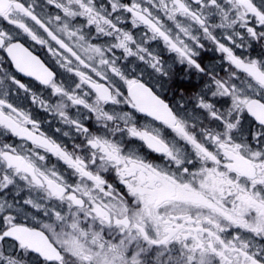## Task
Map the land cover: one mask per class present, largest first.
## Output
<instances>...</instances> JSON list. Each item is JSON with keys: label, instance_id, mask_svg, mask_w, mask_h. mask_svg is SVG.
<instances>
[{"label": "snow or ice", "instance_id": "obj_1", "mask_svg": "<svg viewBox=\"0 0 264 264\" xmlns=\"http://www.w3.org/2000/svg\"><path fill=\"white\" fill-rule=\"evenodd\" d=\"M43 7L0 0V64L48 92L50 102L33 94L32 103L73 128L83 146L69 150L50 138L11 99V87L28 93L26 84L15 74L0 77L6 89L0 96V264H264V0H105L103 6L45 0ZM128 21L132 30H125ZM82 25L114 42H94ZM21 37L46 50L51 63ZM204 41L228 70L212 77L210 96L186 93L208 114L199 127L121 61L137 58L153 70L149 76L168 77L178 89V74L162 52L153 53L152 42L204 72L197 62ZM244 47H258L259 58ZM121 104L130 111L114 115L112 106ZM71 109L139 139L168 166L126 155ZM136 112L163 125L181 146L160 130L138 128ZM52 157L67 175L47 166ZM20 182L35 197H14Z\"/></svg>", "mask_w": 264, "mask_h": 264}, {"label": "flooded vegetation", "instance_id": "obj_2", "mask_svg": "<svg viewBox=\"0 0 264 264\" xmlns=\"http://www.w3.org/2000/svg\"><path fill=\"white\" fill-rule=\"evenodd\" d=\"M34 6L40 10L44 11L45 0H31ZM261 0H257L259 4ZM98 6H103L105 0H97ZM124 19V17H121ZM84 30L89 33L91 37H96L94 42L103 44L105 46H110L113 43V38L100 36L95 32L94 28L89 29L86 25H82ZM125 30H132L130 21L124 26ZM138 36H142L143 33L139 30H135V33ZM199 34V33H197ZM241 35H244L241 32ZM22 42L26 43V46H30L34 54H37L41 59L50 61V58L46 50L40 49L39 46L32 44L30 40H27L26 37H21ZM240 37H237L239 40ZM205 49L200 51V55L197 57V62L201 63V66L205 69L204 72H199L198 70L188 66L186 63L181 64L176 58L174 53L168 52L162 42H152L151 49L153 53L162 52L164 58L167 60L168 64L171 65L172 71L177 73L174 77V82L181 85L180 88L174 89L173 84L169 82L168 77H163L159 81H156L152 76L148 74L152 73L153 70L144 62L139 61L137 58H127L125 57L121 63H126L128 65L129 71L135 70L137 74L145 76L147 79L151 80L155 91L160 94L161 98H164L170 106H173L178 113L190 124H196L199 127L207 125L209 121L208 114L200 110L197 106V102L188 99L186 93L197 92L201 94L211 95V92L214 90V81L212 77L214 75L224 76L227 74L228 65L226 61L221 60V54L218 51H215L214 48L208 44L207 41H204ZM245 52H252L253 58H259L257 55L261 50L257 47L255 50L244 47L242 49ZM7 74H15L17 78L21 79L22 82L26 84L29 88V92L25 93L23 90L16 88L15 86L11 87V99L15 105H18L21 109L26 112H29L38 123L41 125V130L44 131L50 138L56 140L58 143H62L69 150H72L74 146H83V137L79 136L78 133L73 128H70L68 125L64 124L58 116L52 112H46L32 103V95H39L41 99L48 101L49 93L43 89L38 90L35 87L36 82L30 81L27 77H21L18 73H15V69L11 64H0V77H4ZM60 79L68 87H72V80L68 74L63 72L60 73ZM10 83V81H8ZM236 84L242 89H247V85L241 81H236ZM6 89L3 86H0V96H3ZM230 103V102H229ZM125 111H130L127 105H116L112 106V112L114 115L122 116ZM70 115L73 118L80 119L84 122L85 126L90 127L93 130L94 134L105 136L109 139H114L118 142L124 150L126 155H132L134 157H140L145 162H152L160 165L161 167H167L168 161L161 157L159 154L150 150L147 145L136 138L129 137L125 132L122 131H113L110 129L103 128L99 122H97L94 116H91L86 110L80 109H71ZM134 123L138 128L146 129L149 131L160 130L164 133L165 138L172 144H175L177 147L181 146L182 142H179L175 139L169 130L165 129L163 125L158 124L152 118L146 116L142 113H134ZM59 129L60 131H57ZM68 133L67 136L64 133ZM0 136H3V133H0ZM3 139L22 150H29L30 145H26L23 142L19 141L15 137H3ZM79 150V149H78ZM187 150V149H186ZM48 167L56 166L59 170L63 171L66 175L68 170L52 157L47 164ZM112 175V174H106ZM19 194L20 198H28L29 196L35 197L34 193H30L23 182L14 189L12 195L15 197ZM32 213L36 215L37 219H46L42 212H37L35 209H31ZM27 223V219L25 220Z\"/></svg>", "mask_w": 264, "mask_h": 264}]
</instances>
